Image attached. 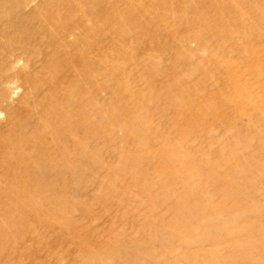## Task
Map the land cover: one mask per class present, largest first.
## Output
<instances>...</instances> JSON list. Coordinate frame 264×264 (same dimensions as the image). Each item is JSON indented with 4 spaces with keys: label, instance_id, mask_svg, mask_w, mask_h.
Masks as SVG:
<instances>
[{
    "label": "rangeland",
    "instance_id": "1",
    "mask_svg": "<svg viewBox=\"0 0 264 264\" xmlns=\"http://www.w3.org/2000/svg\"><path fill=\"white\" fill-rule=\"evenodd\" d=\"M208 2L164 0L140 20L92 22L94 57L105 60L95 68L102 76L95 87L105 84L96 88L94 100L100 114L107 113L108 132L95 136L91 163L70 165L74 178L0 164V264H85L120 245L89 244L84 250L53 242L71 230L89 231L92 238L159 234L176 258H186L183 264H236L249 253L235 236L225 244L199 241L214 235L223 219L225 230L264 238V228H258L264 223V174L255 193L249 188L253 176L232 173L246 155L245 165L239 164L244 170L264 168V134L244 150L235 142L237 129L257 118L240 113L232 130L222 122L241 108L264 109L258 95L264 64L250 55L257 51L264 60V0H243L237 13ZM37 49L29 54L30 71L39 68ZM229 65L252 97H239L235 84L217 79ZM21 88L20 93L26 89ZM258 121L264 123V114ZM263 126L243 127L238 140L246 144ZM195 189L202 193L193 198ZM211 215L220 219L205 221ZM191 238L200 244H185ZM216 247L219 256H209ZM258 250L250 264H264V248Z\"/></svg>",
    "mask_w": 264,
    "mask_h": 264
},
{
    "label": "bare ground",
    "instance_id": "2",
    "mask_svg": "<svg viewBox=\"0 0 264 264\" xmlns=\"http://www.w3.org/2000/svg\"><path fill=\"white\" fill-rule=\"evenodd\" d=\"M162 2L164 0H0L1 165H17L23 173L28 172L27 167H38L37 170L44 169L55 179H63L74 178L75 174L70 171V165H87L93 161L94 138L96 135L107 133L108 126L105 122L107 113L100 114L94 100L96 88L105 84L102 82L95 87L96 77H102L101 73L96 74L95 68L103 67L105 60L94 57L92 22L123 18L140 20L147 16L146 14L156 11ZM242 2L243 0L238 3L236 0H209L207 4L213 7L223 5V9L237 13ZM35 46L38 53L36 50L34 52L40 57L39 68L30 71L29 54ZM257 53L255 51L250 54L251 58L262 66L264 60ZM217 79L222 83L229 80L235 84L239 88V97L253 95L245 88L248 86L246 82V85L241 83L238 70L234 66L229 65L228 68L217 72ZM23 86L26 89L20 93ZM261 88L258 89V95L264 101V89ZM14 97L16 99L10 104ZM237 99L238 97L234 101ZM214 111L216 113L217 108ZM233 113L234 115L222 117L223 124L229 130L236 127L235 120L240 113H248L251 115L249 119L253 116L257 118V121L243 126L244 129L256 128L257 124L264 125L258 121L264 114L261 107L255 106L249 111L247 108H241ZM243 127L237 129L235 142L246 150L254 137L264 134V126L260 131L256 130L246 144L238 140L240 129ZM206 132L210 133L211 128ZM261 146L264 148V140ZM249 157L246 155L240 159V162L232 167V173L253 176L249 188L256 193L257 179L264 174V168L244 170L243 165L239 166L245 165L243 161ZM56 168L58 170L53 171ZM195 191L191 194L193 198L202 193V189ZM238 218L237 216L236 221ZM243 218L244 216H241V219ZM219 219L218 216L211 215L206 217L205 221L213 223ZM258 228H264V223L261 222ZM214 230V235L203 237L199 241H208L213 245L225 244L235 236L237 240L240 238L239 244L245 242L249 247V253L242 258L237 257L236 264H250L251 255L259 251L260 247L264 248V238L255 240L252 234H244L238 228L235 232L233 229L225 230V219L218 222ZM88 233L89 231L80 233L71 230L65 235L56 234L53 242L69 241L73 245L76 243L77 247H84V250H89V244H106V248L114 243L120 244L118 247L112 245L114 250L96 255L85 264H110L111 258L114 259V264L186 262V258H176L177 251L174 248H165L168 240L159 234L137 231L139 237L135 238L129 234L119 236L115 232H109V235L99 234L92 238ZM190 240L191 243L187 240L185 244L191 247L200 244L195 238ZM122 245L129 246L120 248ZM139 245H142V251H137ZM129 249L136 251L132 253ZM196 253L193 251L192 257L197 256ZM217 253L221 252L216 247L209 256H219ZM192 261V264H197L196 260Z\"/></svg>",
    "mask_w": 264,
    "mask_h": 264
}]
</instances>
